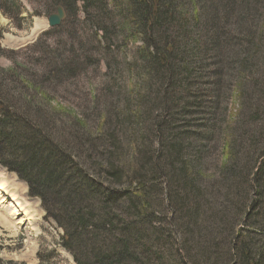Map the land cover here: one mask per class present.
<instances>
[{
	"label": "trees",
	"instance_id": "1",
	"mask_svg": "<svg viewBox=\"0 0 264 264\" xmlns=\"http://www.w3.org/2000/svg\"><path fill=\"white\" fill-rule=\"evenodd\" d=\"M174 1L129 0L147 45L139 71L153 68L150 75L165 90L156 154L145 151L138 169L117 159L106 122L96 130L77 118L60 123L49 104L35 101L36 86L18 87L26 74L0 68V166L27 185L45 218L63 230L61 244L75 264H264V108L250 85L244 95L255 80L250 61L259 54L264 60V38L253 42L246 22L250 48L230 47L221 65L218 31L212 43L198 41L191 50L172 37ZM79 2L84 12L96 10L94 27L103 31L104 0H49L42 14L61 6L70 16ZM225 9L229 28L233 9ZM0 11L16 20L22 10L15 0H0ZM206 17L217 30L215 13ZM258 84L264 91V80ZM86 130L91 138L78 139ZM103 136L111 145L107 157L97 149ZM73 150L88 169L98 162L95 174L73 161Z\"/></svg>",
	"mask_w": 264,
	"mask_h": 264
},
{
	"label": "rangeland",
	"instance_id": "2",
	"mask_svg": "<svg viewBox=\"0 0 264 264\" xmlns=\"http://www.w3.org/2000/svg\"><path fill=\"white\" fill-rule=\"evenodd\" d=\"M104 1L109 14L103 13L107 22L100 32L93 24L96 10L87 7L84 12L80 2L76 3L75 14L67 15L59 27L49 28L47 16L42 14L49 0H15L22 10L21 17L10 20L0 11V47L4 51L0 56V68L13 67L26 74L27 82L18 87L36 86L35 101L42 99L49 104L60 123L77 118L96 130L97 125L106 122L104 130L112 131L117 139L114 145L118 151L117 159L130 169H138L145 151L156 154L159 140L156 125L163 111L158 100L165 90L160 87L157 75L155 78L150 75L153 68L149 66L139 71L142 67L140 56L147 45L142 40L143 32L132 22L129 0ZM223 9L227 12L233 9L229 28L222 19ZM212 11L217 16L212 24L216 26L219 22L217 30L209 28L207 21L206 15ZM174 13L172 37L186 50L198 46V41L210 42L216 37V31L221 33L222 37L215 45H220L221 65H227L222 58L232 55L230 47L245 43V49L250 48L251 44L249 46L244 39L246 22L252 26L247 30H252L255 35L253 42L259 37L264 38V0H175ZM262 53L264 58V41ZM257 57L260 54L249 63V77L255 80L245 84L244 95L250 85L251 93L260 92L252 97L260 98L264 108V91L258 87V81L264 80V60ZM212 68H206V73ZM183 96L179 95L180 98ZM219 111L221 117L228 116L229 119V114L221 110V104ZM242 126H246L245 122L238 123V127ZM79 134L80 140L91 138L86 136L87 130ZM103 137L105 139L98 138L97 149L107 157L111 145L108 137ZM70 157L73 161H83L74 150ZM82 164L89 174L96 173L98 162L94 163L95 167L93 162H88L89 169ZM2 177L18 185L15 193L19 203L16 202L24 212L15 213L8 207L9 202L4 196L11 195V191L0 192V216H8L10 222H0V264H75L61 244L63 230L52 219L45 218L43 206L29 195L27 185L0 166ZM9 201L13 203L11 198ZM38 252L41 254L39 259Z\"/></svg>",
	"mask_w": 264,
	"mask_h": 264
},
{
	"label": "bare ground",
	"instance_id": "3",
	"mask_svg": "<svg viewBox=\"0 0 264 264\" xmlns=\"http://www.w3.org/2000/svg\"><path fill=\"white\" fill-rule=\"evenodd\" d=\"M18 185L14 184L13 182H8L6 181V179L4 180V178H0V192H4V191H11L12 194H8L7 196H4V200L9 202V208L14 209L15 213H22L24 211H22V207L20 205L17 204L19 198H17L15 191H17ZM25 192V191H24ZM18 193V192H17ZM22 197V196H21ZM20 197V199H21ZM11 198L12 200V204H10L9 199ZM23 200V199H22ZM17 201V202H16ZM3 203V202H2ZM19 203V202H18ZM21 204V203H20ZM22 205V204H21ZM35 208L32 207L31 211H33ZM12 211V210H11ZM10 212V210H9ZM34 212V211H33ZM12 215L14 216V213H12ZM10 217V216H9ZM13 218V217H12ZM5 221L9 222L8 216L3 215L2 217L0 216V222L4 223ZM10 223V222H9ZM8 223V224H9Z\"/></svg>",
	"mask_w": 264,
	"mask_h": 264
},
{
	"label": "water",
	"instance_id": "4",
	"mask_svg": "<svg viewBox=\"0 0 264 264\" xmlns=\"http://www.w3.org/2000/svg\"><path fill=\"white\" fill-rule=\"evenodd\" d=\"M65 19V12L61 7H58L55 14L47 18V23L50 28L58 27Z\"/></svg>",
	"mask_w": 264,
	"mask_h": 264
}]
</instances>
